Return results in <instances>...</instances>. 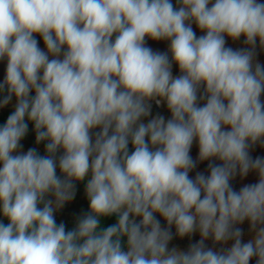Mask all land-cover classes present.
Returning <instances> with one entry per match:
<instances>
[{
    "label": "clouds",
    "instance_id": "clouds-1",
    "mask_svg": "<svg viewBox=\"0 0 264 264\" xmlns=\"http://www.w3.org/2000/svg\"><path fill=\"white\" fill-rule=\"evenodd\" d=\"M259 52L261 0H0V264H264Z\"/></svg>",
    "mask_w": 264,
    "mask_h": 264
},
{
    "label": "rangeland",
    "instance_id": "rangeland-1",
    "mask_svg": "<svg viewBox=\"0 0 264 264\" xmlns=\"http://www.w3.org/2000/svg\"><path fill=\"white\" fill-rule=\"evenodd\" d=\"M261 2H264V0H261ZM194 30L197 31V35H201L203 33H201L198 29H196V26L193 25ZM37 39L40 40V46L43 47V42H42V38H40L39 36H37ZM243 37H241V41L238 42H232L231 40H228V46H231L233 48H240V47H244L243 43H242ZM149 46H151L154 50L158 49L160 51H167L168 48V42L167 41H160V42H156V41H148ZM259 51V49H258ZM258 60L261 63H264V52H259L258 55ZM179 74V70L177 66H173V75H178ZM262 99H264V96H262ZM11 109L6 108V109H2L0 110V114L5 112L6 110ZM157 112L163 114L166 118H168L170 116V113L167 112L166 107H160L157 108L155 105H153V115H155ZM27 140L33 142V145L35 147L39 148L40 153L43 155L44 151L42 150V148L39 146H37L35 144V133L34 131H32L31 129H29V133L27 135ZM28 143V142H27ZM24 144V143H23ZM28 149V146L26 144H24V150L26 151ZM198 152V149L196 148L195 144L193 147V155L195 156ZM253 155H264V149L259 148V146H257V148L255 149V151L253 152ZM207 162H205V164L200 165L199 167L202 169L205 167ZM191 175H194V172L191 173ZM258 179V177L255 174H250L249 177L247 178L246 181L244 182H256ZM78 191H77V195L80 193V191L82 190L83 195H84V191H83V187L81 186V184L77 185ZM76 209V203L74 201H72L71 203L67 204L65 206L64 209H62L61 211H59L57 213V219L58 220H63L66 224V226L71 225L72 223H75V216L76 214L74 213ZM244 228V240L247 241V239L250 238L249 234H248V223L245 222V224L242 226ZM174 231V229H173ZM194 239H199L198 235L196 237H194ZM173 243L175 244H179L181 247H186L187 244L189 243L188 238H185L183 241H180L178 239L174 240ZM209 246H211V241L208 242ZM219 247V246H217ZM250 264H255V259H253L252 261H250Z\"/></svg>",
    "mask_w": 264,
    "mask_h": 264
},
{
    "label": "trees",
    "instance_id": "trees-1",
    "mask_svg": "<svg viewBox=\"0 0 264 264\" xmlns=\"http://www.w3.org/2000/svg\"><path fill=\"white\" fill-rule=\"evenodd\" d=\"M175 2H176V0H173V3H174V4H175ZM10 111H11V109H8V110H6L5 112H3V113L0 114V125H2V124L6 121L7 115L9 114ZM32 127H33V126H32L31 124H29V129L32 130ZM27 142H28V143H27ZM22 143L26 144V145L28 146V148H29V147H35V146L33 145V142L27 140V136H26V138L22 141ZM40 147H41L42 150H43V144H41ZM40 154H41V153H40ZM81 186L84 188V185H83V184H81ZM74 202L76 203V209H75V211H74V213H75L76 215H78V214L80 213L81 209H84V210L87 209L86 198H85V196L83 195L82 190H81L80 193L76 196ZM0 219H2V217H0ZM57 221L60 222V220H58V219H57ZM4 222L7 223L6 220H5ZM114 222H115V217H112V218H109V219H104V220H102L101 223H102L103 226H107V225H109V224H111V223H114ZM73 226H74V223H72L71 225H68L67 228L71 229Z\"/></svg>",
    "mask_w": 264,
    "mask_h": 264
},
{
    "label": "water",
    "instance_id": "water-1",
    "mask_svg": "<svg viewBox=\"0 0 264 264\" xmlns=\"http://www.w3.org/2000/svg\"><path fill=\"white\" fill-rule=\"evenodd\" d=\"M5 69H6V60L0 61V80L3 79V76L5 74Z\"/></svg>",
    "mask_w": 264,
    "mask_h": 264
}]
</instances>
